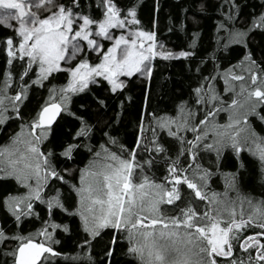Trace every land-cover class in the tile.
<instances>
[{
    "label": "snow or ice",
    "instance_id": "snow-or-ice-1",
    "mask_svg": "<svg viewBox=\"0 0 264 264\" xmlns=\"http://www.w3.org/2000/svg\"><path fill=\"white\" fill-rule=\"evenodd\" d=\"M163 8L0 0V264H264V0Z\"/></svg>",
    "mask_w": 264,
    "mask_h": 264
},
{
    "label": "trees",
    "instance_id": "trees-1",
    "mask_svg": "<svg viewBox=\"0 0 264 264\" xmlns=\"http://www.w3.org/2000/svg\"><path fill=\"white\" fill-rule=\"evenodd\" d=\"M145 3L147 5H151V0H145ZM163 3H164V8L161 12V21H162V25L167 23V15L169 12H176L179 8H180V5H181V0H163ZM149 11V8H146L145 9V12L147 13ZM216 17L213 16L212 19L210 20H207L204 22V30H205V33H210L211 32V28H212V25L214 24V21H215ZM166 36H168L169 34H165ZM183 39V34L182 33H178L177 35H172L171 36V40L172 41H179ZM210 40V37L208 35H205V42H206V45L207 43L209 42ZM211 49L209 48V51ZM174 71L176 72H180L181 71V65L177 64L176 67L174 68ZM227 117H226V114H221V122H223V120H225ZM131 130V129H129ZM0 143H3V139L0 138ZM223 184H224V181H223V178H214V181H213V185L215 188H217L218 190L220 191H223ZM257 196H259V191H257L255 193ZM230 195H234V193H230Z\"/></svg>",
    "mask_w": 264,
    "mask_h": 264
}]
</instances>
